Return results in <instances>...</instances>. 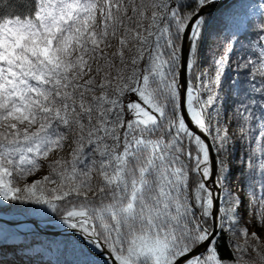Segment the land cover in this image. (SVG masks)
Segmentation results:
<instances>
[{"label":"snow or ice","instance_id":"6c2138e0","mask_svg":"<svg viewBox=\"0 0 264 264\" xmlns=\"http://www.w3.org/2000/svg\"><path fill=\"white\" fill-rule=\"evenodd\" d=\"M215 4L0 0V205L103 264H264V0Z\"/></svg>","mask_w":264,"mask_h":264},{"label":"rangeland","instance_id":"374dc122","mask_svg":"<svg viewBox=\"0 0 264 264\" xmlns=\"http://www.w3.org/2000/svg\"><path fill=\"white\" fill-rule=\"evenodd\" d=\"M255 2L256 0H231L213 13L210 30L215 33L223 28V35H229L235 24L243 19L240 15L243 6ZM238 156L239 154L233 165L234 170H237L233 178L234 187L239 183ZM27 207L29 206L7 202L0 205V256L6 264H103V257L100 258V254L86 242L78 240L70 230L59 223L54 214L50 213L48 217H44L21 210ZM244 218L248 219L246 211ZM32 219L37 221L39 228L34 226ZM23 225L31 226L22 229ZM46 229L60 232L48 233ZM92 254L95 255L94 259Z\"/></svg>","mask_w":264,"mask_h":264},{"label":"water","instance_id":"95a60500","mask_svg":"<svg viewBox=\"0 0 264 264\" xmlns=\"http://www.w3.org/2000/svg\"><path fill=\"white\" fill-rule=\"evenodd\" d=\"M231 0H216V4L209 9V14L216 13L221 7L229 3ZM33 224H37L36 220H31ZM48 233H58L60 231L53 229H46Z\"/></svg>","mask_w":264,"mask_h":264},{"label":"trees","instance_id":"16d2710c","mask_svg":"<svg viewBox=\"0 0 264 264\" xmlns=\"http://www.w3.org/2000/svg\"><path fill=\"white\" fill-rule=\"evenodd\" d=\"M212 15H213V13L210 14V19H211ZM17 240H19V239H17ZM221 254L223 256H230L231 255L230 252H229V250L227 248H222ZM91 257H92V259H94L95 258V255L92 254Z\"/></svg>","mask_w":264,"mask_h":264},{"label":"bare ground","instance_id":"6f19581e","mask_svg":"<svg viewBox=\"0 0 264 264\" xmlns=\"http://www.w3.org/2000/svg\"><path fill=\"white\" fill-rule=\"evenodd\" d=\"M23 224V223H22ZM31 226V225H30ZM30 226H26V225H23L21 228L24 229L25 227H30ZM35 227L39 228L37 226V224H34ZM42 228V227H41ZM100 258H102V256L100 255ZM0 264H6V261H3L2 257L0 256Z\"/></svg>","mask_w":264,"mask_h":264}]
</instances>
